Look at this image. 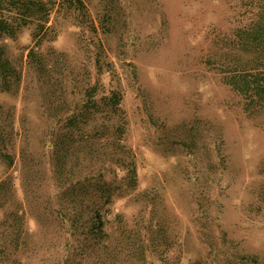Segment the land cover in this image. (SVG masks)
Here are the masks:
<instances>
[{
    "label": "rangeland",
    "instance_id": "1",
    "mask_svg": "<svg viewBox=\"0 0 264 264\" xmlns=\"http://www.w3.org/2000/svg\"><path fill=\"white\" fill-rule=\"evenodd\" d=\"M41 1L51 9L45 33L27 24L0 37L21 75L17 92L0 93V114L18 127L0 147L13 158L0 162V264H264V111L244 112L206 62L264 0H84L81 12L71 0ZM96 79L121 93L137 186L124 190L121 173L105 171L108 148L89 138L97 147L82 150L83 177L91 168L122 190L105 216L109 237L95 245L67 240L57 219L45 117Z\"/></svg>",
    "mask_w": 264,
    "mask_h": 264
},
{
    "label": "trees",
    "instance_id": "2",
    "mask_svg": "<svg viewBox=\"0 0 264 264\" xmlns=\"http://www.w3.org/2000/svg\"><path fill=\"white\" fill-rule=\"evenodd\" d=\"M83 1L70 2L75 10L81 12L84 10ZM255 8L249 20L237 26L233 38L226 39L216 48L217 59L211 57L206 61L220 76V83L241 99L243 111L249 114L264 111V4H257ZM50 11L48 4L41 0H0V37L14 38L18 29L27 24H36V28L45 33L47 28L44 25ZM35 55L33 49L28 54L30 58ZM100 59L99 55L95 57L97 75L101 74ZM106 71L110 72L109 69ZM20 78L19 71L0 46V93L17 92ZM80 91L77 102L72 106L65 99L53 108L48 104L46 109L51 113L46 114L45 119L48 128L54 132L51 153L53 180L57 184L60 204L57 219L67 234V240L82 237L84 243L96 245L109 237L104 229L108 223L105 216L111 213L110 205L114 200L121 198L122 190L118 191L120 186H114V181L104 180L102 175L95 178L97 171L91 168L87 177H83L85 156L82 150L87 147L88 153L92 154V150L96 151L93 147H97L89 138L101 139L103 146L108 148V152L102 155L109 163L105 171L116 176L113 168L117 169L121 173L119 185L124 186V190L130 191L137 186V174L134 157L122 144L126 120L120 106L121 93L116 89L105 92L98 79L92 84L85 83ZM60 96L64 97V93ZM62 107L67 110L63 115L53 114V110ZM19 122L24 129L25 120L22 118ZM16 127L14 120L0 114L1 148L11 143ZM58 127L65 130L63 135H56ZM87 127L91 128L87 139H79L75 132L84 131ZM20 159L23 163V153ZM0 162L8 168L12 166L13 158L7 151H0ZM114 221H119V215H115ZM139 260H143L142 251Z\"/></svg>",
    "mask_w": 264,
    "mask_h": 264
}]
</instances>
